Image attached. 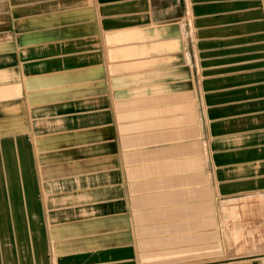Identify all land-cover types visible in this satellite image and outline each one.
<instances>
[{"label": "crops", "instance_id": "1", "mask_svg": "<svg viewBox=\"0 0 264 264\" xmlns=\"http://www.w3.org/2000/svg\"><path fill=\"white\" fill-rule=\"evenodd\" d=\"M239 190L264 0H0V264H264V206L220 224Z\"/></svg>", "mask_w": 264, "mask_h": 264}, {"label": "rangeland", "instance_id": "2", "mask_svg": "<svg viewBox=\"0 0 264 264\" xmlns=\"http://www.w3.org/2000/svg\"><path fill=\"white\" fill-rule=\"evenodd\" d=\"M243 169L251 170L250 167H244ZM261 193L260 201L255 200L253 197H248L247 193H242L239 190L236 191V194L230 193V195L214 202V206H228L227 208H229L218 212L224 232L229 235H240V206H264V190Z\"/></svg>", "mask_w": 264, "mask_h": 264}]
</instances>
